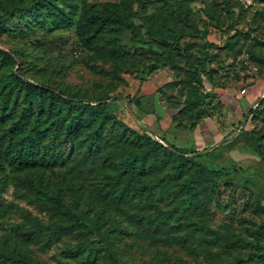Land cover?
Masks as SVG:
<instances>
[{
  "label": "rangeland",
  "instance_id": "obj_1",
  "mask_svg": "<svg viewBox=\"0 0 264 264\" xmlns=\"http://www.w3.org/2000/svg\"><path fill=\"white\" fill-rule=\"evenodd\" d=\"M104 1L118 0H73L78 7L84 2L91 8H99ZM151 1L145 11L134 18L136 36L156 37L163 45L157 48L135 42L131 30L125 28L115 41L125 53V60L118 68L119 76L113 73L114 61L95 57L83 49L73 27L49 32L40 22L27 25L16 23V17L8 18L7 29L0 24V48L14 52V69L20 65L29 79L70 92L112 94L105 100L108 111L130 125L135 121L128 108L115 98L131 97L139 88L141 96L129 101L138 122L163 135L168 143L185 147L187 151L204 149L240 129L231 140L193 156L209 169L223 168L222 173L215 175L217 188L210 195L200 185L201 198H205L196 212L183 219L182 226L170 234L153 233L128 217L129 213L147 210L139 200L124 204L123 212L99 201L104 193L102 184L110 179L116 157L101 167L99 156L84 162L74 156L69 164L56 166L51 175L65 174V197L68 200L79 198L78 211L84 212L93 224L83 223L61 234L49 247H43L13 231V224L21 221V217L9 202L27 207L44 221L53 219L40 200L18 194L10 184V173L6 169L0 172V177L7 181L0 191V236L10 235L40 264H106L108 249L125 264H208L206 251L212 253L216 262L222 263L239 254L246 257L259 232L264 237V161L250 148V136L244 132L252 130L264 143V65L250 56L251 52L264 54V0ZM179 2L189 10L186 15L170 13L168 7ZM150 15L153 26L161 28L164 36L150 33L147 22ZM171 25L176 31H183L177 40L180 49L164 44L172 33ZM157 49L162 50V63L167 64L148 69L146 65L153 62L152 52ZM184 54L188 56L187 63ZM172 60L178 65L176 68L171 67ZM202 61L206 69L212 70L217 86L211 87L205 80L197 92L202 97L201 103L186 114H177V102L186 96L189 71H200ZM250 105H255L254 115L246 112ZM196 112L202 116L192 124ZM74 162L76 168L86 165L96 168L84 179L78 176L76 168L65 172ZM205 180L203 178L204 184L208 185L210 181ZM173 181L170 178L166 186L156 189L151 196L162 211L175 204ZM187 221L205 224L236 241L207 244L201 238L203 231L193 234L186 231ZM78 243L84 244L78 253L65 252ZM244 262L249 260L245 258Z\"/></svg>",
  "mask_w": 264,
  "mask_h": 264
},
{
  "label": "trees",
  "instance_id": "obj_2",
  "mask_svg": "<svg viewBox=\"0 0 264 264\" xmlns=\"http://www.w3.org/2000/svg\"><path fill=\"white\" fill-rule=\"evenodd\" d=\"M151 2L104 1L99 4V8H91L84 2L78 7L73 0H0V24L7 29L6 20L16 17V23L25 22L29 25L32 22H40L49 32L73 27L83 49L95 57L114 61L113 73L118 75V68L125 60V53L121 52L115 41L125 28L131 30V38L135 42L151 47L156 45L157 48L163 45V41L156 37L143 39L136 36L137 25L134 18L145 11ZM168 9L172 15L175 13L182 16L189 12L180 2ZM152 18V15L147 18L148 30L159 37L164 36L161 28L153 26ZM170 28L172 33L164 44L180 49L177 40L183 31H176L174 25ZM13 53L0 48V172L8 169L10 184L18 194L40 200L43 209L48 211L53 219L44 221L27 207L10 201V206L15 208L21 217V221L13 224L14 232L40 243L43 247H49L61 234L90 222L84 212L78 211L80 199L68 200L65 197V174L55 177L51 175L56 166L69 164L74 156L79 157V162L93 160L99 156L101 167L109 163L112 157H116L112 163L110 179L102 184L101 190L104 193L103 197L99 196V201L103 204L110 203L123 212L124 204L139 200L147 210L129 213L128 217L144 230L153 233L162 231L170 234L182 226L183 219L196 212L205 198H201L200 185L205 187L210 195L214 193L218 185L215 175L222 173L223 168L209 169L196 161L195 157L187 156L198 149L187 151L185 147L168 143L163 135L153 134L137 123L130 125L117 117L108 111V103L105 102L112 94L97 92L90 95L78 90L70 92L57 85L29 79L22 73L20 65L14 69ZM250 56L264 65V54L251 52ZM183 57L187 63L188 56L184 54ZM152 58L153 62L146 65L148 69L162 63V50H154ZM124 65L127 66V63ZM170 65L172 68L178 66L173 60ZM205 80L211 87L217 86L212 70L206 69L202 61L200 71H189L186 96L183 101L177 102V114H186L201 103L202 97L197 95V92ZM138 92L139 88L131 97H124L131 101L141 96ZM115 99L122 100L127 107L125 99ZM255 112V105H250L249 115H254ZM201 116L200 112H196L192 124ZM244 132L250 136V148L264 161V143L260 137L252 130ZM228 136L229 133L223 138ZM76 166V162L72 163L65 172H71ZM94 168V165H86L77 167L76 170L79 171L78 176L87 179ZM104 173L108 177L107 173ZM170 178L174 179L171 187L176 200L171 208L162 211L151 196L156 189L166 186ZM203 178L210 181L208 185L206 182L204 184ZM6 184L7 181L0 177V191ZM1 216L0 211V218ZM185 228L192 234L195 231H203L201 238L207 244L236 241L205 224L187 221ZM254 244L246 257L239 254L234 259L222 263L216 262L212 253L206 251L207 263L264 264L262 233L259 232ZM83 246V243H78L66 248L65 252L75 254ZM106 257V264H125L111 249L107 250ZM245 258L249 260L248 263L244 262ZM0 264L40 262L6 234L0 236Z\"/></svg>",
  "mask_w": 264,
  "mask_h": 264
},
{
  "label": "water",
  "instance_id": "obj_3",
  "mask_svg": "<svg viewBox=\"0 0 264 264\" xmlns=\"http://www.w3.org/2000/svg\"><path fill=\"white\" fill-rule=\"evenodd\" d=\"M119 96H120L121 98L125 99V97H124L123 95H119ZM125 102H126V105H127L128 110H129V112H130V114H131V116H132V119L135 121V123H137L138 125L142 126V128H144V129L150 131V132L153 133V134H158V133H156L155 131H153L152 129H150V128H148V127L142 125V124H139V122H138V120H137V117H136L135 113L133 112L132 107H131L129 101H127V100L125 99ZM249 108H250V106L248 107V109H247L246 112L249 111ZM244 124H245V120L243 119V120H242V125H244ZM240 131H241V130L238 129L237 131H235V132H234L233 134H231L230 136L225 137V138H222V139L219 140V141H216L215 143H213V144L210 145L209 147H206V148H204V149H201V150L195 151V152H193V153H188L187 156H189V157H193V156H197V155L203 154V153H205V152H208V151L214 149L215 147H217L220 143H224V142H227V141L231 140V139L234 138V137H235ZM168 147H169V145H168Z\"/></svg>",
  "mask_w": 264,
  "mask_h": 264
}]
</instances>
